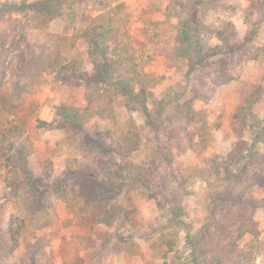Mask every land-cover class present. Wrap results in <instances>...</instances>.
I'll return each mask as SVG.
<instances>
[{"label":"rangeland","instance_id":"rangeland-1","mask_svg":"<svg viewBox=\"0 0 264 264\" xmlns=\"http://www.w3.org/2000/svg\"><path fill=\"white\" fill-rule=\"evenodd\" d=\"M49 1L0 0V10L5 9V19L0 20V87L20 102L18 114L28 136L27 143L4 147L11 148L10 153L20 158L25 168L10 171L0 147V264H208V256L193 250L187 233L199 238L213 195L227 189L235 195L243 192L245 216L255 219L252 227L261 232L260 248L253 250L251 263L244 264H264V201H260L264 192L256 188L247 194L250 183L244 175H264V141L252 150L254 157L250 154L238 165H232L230 158L238 130L246 141L252 139L250 125H236L232 115L258 85L263 88L255 112L264 122V12L253 11V0H119L125 3L129 16L124 27L126 42L139 56L142 76L132 75L135 88L147 90L150 107L174 97L191 101L213 124L208 129L205 156L216 159L218 171L203 179L192 175L203 166L192 142L196 125L171 123V139L149 128L140 136L132 135L130 118L142 126L147 116L143 110H133L122 96L113 118L95 116L82 126L74 125L60 112L64 107L86 105L84 80L73 77L77 75L73 71L60 74L53 69L36 78L23 75L26 62L35 61L54 42L69 56L86 53L84 43L68 52L66 38L74 33L73 27H79L80 15L91 10L90 1ZM41 6H52L53 11L41 13ZM175 10L196 22L195 33L202 39L205 61L195 73L189 74L188 63L168 53L176 44L178 19L168 15ZM228 21L234 25L223 42L215 32ZM151 44L158 45L157 57L143 54ZM87 60L86 69L93 73L94 66ZM42 121L49 126L43 127ZM159 144L166 145L173 159L175 174L167 175L169 190L156 199L123 188L114 197L122 212L113 224L76 216L66 192L54 187L69 178L67 172L73 168L79 174L66 183L68 191L81 190L84 182L101 176L103 158L121 161L129 157L140 163L154 156ZM99 145L107 152H101ZM162 164L169 168L167 161ZM30 171L37 184L29 180ZM235 176L246 177V181L230 185ZM169 198L182 209V227L175 225ZM218 201L224 205L219 198L214 203ZM218 208L212 213L217 211V220L226 225L233 214L228 216ZM13 216L24 218L25 229L12 249ZM207 223L216 231L215 221ZM252 237L247 234L241 245L253 242ZM228 261L225 264H240Z\"/></svg>","mask_w":264,"mask_h":264},{"label":"trees","instance_id":"trees-1","mask_svg":"<svg viewBox=\"0 0 264 264\" xmlns=\"http://www.w3.org/2000/svg\"><path fill=\"white\" fill-rule=\"evenodd\" d=\"M22 1L26 2L27 0ZM89 1L92 6L91 10L80 15L79 27H73L74 33L66 38L68 52H73L77 46H81L84 43L87 45L86 53L82 52V54L69 56L64 53L60 44L54 42L53 45H47L35 61L26 62L23 75L29 78H36L47 69H53L60 74L73 71L77 74H74L73 77L76 78L78 76L84 80L86 105L83 107H64L61 108L60 112L63 119L74 125L82 126L95 116L113 118L119 96H122L133 110H143L146 113V122L142 126H138L135 119L130 118L128 128L132 135L140 136L141 132L143 133L146 128H149L155 134H162L164 137L171 139V123H184L187 127L196 125V130L192 135V142L198 158L203 162V166L196 169L192 175L206 179L207 175H214L212 174L213 171L217 173L218 164L216 159L205 156V151L210 141L208 129L213 124L209 122L204 111L196 110L192 104L193 102L182 101L180 97H174L170 100H159L155 102L153 107H150L148 105L147 90L143 87L136 89L132 83L134 81L132 75L135 77L142 76V73L139 70V56L126 42L127 31L124 27L129 16L125 12V3L119 0ZM212 1L220 3V0ZM251 7L253 11L264 12V0H253ZM39 8L41 13L53 11L52 6H41ZM4 10H0V20L5 19ZM59 11L61 12V10ZM73 14L75 15V12ZM168 15L176 16L178 19L176 44L168 53L174 59L187 62L189 74L195 73L197 66L205 61L202 39L195 33L197 24L190 18L179 16V12H176V10L173 14L170 13ZM72 18H76V16H72ZM233 25L230 21L226 22L223 28L215 32V36L223 42L226 41L230 35L228 33L233 29ZM157 48V44H151L146 50H143V54L150 58L157 57L158 54L160 55ZM87 58L90 60V64L94 66L95 70L93 73L86 69ZM262 88V85L255 87L232 115L236 125L242 123L247 126L246 124L248 123L253 135L251 141H246L242 137L240 130L237 131L239 139L230 155L232 165H238L243 160H248L250 154L251 157H254L252 150L257 149V145L264 141V122L255 112ZM20 106V102L12 96L9 90L0 87V147H2L1 155L4 158V163L10 171H15L17 168H25L23 162L19 160L20 158H16L14 154L10 153L11 148L8 150L4 149L6 145L11 143L23 144L28 142L25 123L18 114ZM169 110L171 113L165 116V113H168ZM49 124L47 121L41 122L43 127H48ZM99 147L101 152H107L103 146L99 145ZM164 147L166 150H164ZM167 150L168 148L165 144H159L156 154L140 163H136L129 157H124L121 161L114 158H103L100 165L101 176L96 181L87 180L81 186V190L78 189L75 192L68 191V184L66 183H69L70 178L79 173L70 168L67 172V174H70L69 178L56 183L54 187L57 185L59 189L61 188L62 191L66 192L76 216H92L93 221L113 224L122 212L119 204L114 202V197L123 188L129 187L147 198L156 199L169 190L167 175H173L175 172L173 159L169 156V151ZM161 158L163 159L162 161L160 160ZM164 161L168 162L169 168L163 166L162 163ZM28 174L29 180L37 184L31 175L33 173L30 171ZM244 175L249 177L247 183H250L247 186V194H250L256 188L264 192V175ZM76 177L78 179L77 175ZM246 177L243 180L242 176H235L230 185L244 182ZM212 198V208L207 221H215L216 231L213 232L206 221L202 231L199 233V238H193L191 232L188 231L187 241L191 243L195 252L208 256V264H225L229 262L228 260L232 261V263L240 262V264H244L246 261L251 263L250 259L253 250L261 246L258 241L261 232L255 231L252 227L255 225L253 223L255 219L245 216L243 192L235 195L231 190L227 189L217 195H213ZM216 198L224 201V205L219 201L215 204L214 200L216 201ZM174 199L176 198L174 197ZM174 199L169 198V203L172 204L171 213L174 217L175 225L182 227L185 223L181 219L182 209L174 206ZM217 205L219 206L218 210L224 211L228 216L233 214L227 220L228 223L226 225L217 220V211L212 213V211L216 210ZM262 206L264 207V204ZM24 229V218L13 216L10 224V240L12 242L10 247L12 249L18 246ZM247 234L253 235V242L243 246L241 244ZM197 257V254L194 253L195 261ZM76 264L83 263L78 261Z\"/></svg>","mask_w":264,"mask_h":264}]
</instances>
